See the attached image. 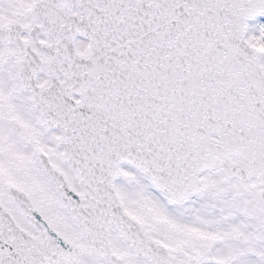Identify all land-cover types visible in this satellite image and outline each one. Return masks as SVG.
I'll use <instances>...</instances> for the list:
<instances>
[{
    "label": "snow or ice",
    "instance_id": "snow-or-ice-1",
    "mask_svg": "<svg viewBox=\"0 0 264 264\" xmlns=\"http://www.w3.org/2000/svg\"><path fill=\"white\" fill-rule=\"evenodd\" d=\"M0 264H264V0H0Z\"/></svg>",
    "mask_w": 264,
    "mask_h": 264
}]
</instances>
